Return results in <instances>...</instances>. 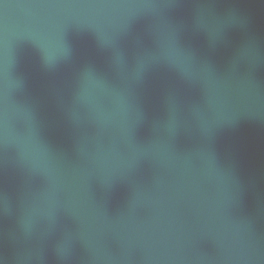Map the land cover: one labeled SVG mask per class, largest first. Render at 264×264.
Wrapping results in <instances>:
<instances>
[{"label": "water", "instance_id": "obj_1", "mask_svg": "<svg viewBox=\"0 0 264 264\" xmlns=\"http://www.w3.org/2000/svg\"><path fill=\"white\" fill-rule=\"evenodd\" d=\"M220 0H0V264H26Z\"/></svg>", "mask_w": 264, "mask_h": 264}]
</instances>
